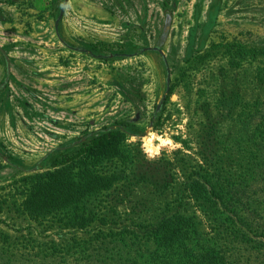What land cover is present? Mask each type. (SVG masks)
<instances>
[{
    "label": "rangeland",
    "instance_id": "obj_1",
    "mask_svg": "<svg viewBox=\"0 0 264 264\" xmlns=\"http://www.w3.org/2000/svg\"><path fill=\"white\" fill-rule=\"evenodd\" d=\"M46 9L47 0H0V46L7 54L12 55L13 48L7 36H52L51 25L37 24L38 15ZM166 25L163 52L171 81L162 114L149 135H145L143 122L141 137L125 139L118 158L97 164L99 171L118 173L121 179L76 210L64 209L43 219H33L24 211L22 203L38 174L30 171L31 166L45 150L40 139L15 136L10 126L21 115L40 118L42 114L22 97L19 88L14 89L12 102L0 99L2 155L18 167L0 161V260L29 264V252L39 264H56L54 259L63 262L61 256L70 249L68 264H85L80 251L92 243L98 246L95 236L114 233L152 249L144 234L147 227L159 217L184 210L196 216L202 235L215 234L199 209L186 205L182 191L189 175L202 165L206 144L219 151L229 168H244L242 150L247 146L241 142L238 147L234 120L239 114L246 116L249 104H264V0H68L59 30L72 44L78 43L79 36H87L133 52L156 45ZM43 39L48 43L41 45L35 60L49 64L53 62L49 54L54 49L52 39ZM254 50L258 52L255 58ZM28 57L27 53L10 57L13 67L17 66L15 75L31 64ZM2 60L0 56V79ZM132 60L113 89L126 100L139 101L149 112L148 120L152 106L145 103L149 95L156 103L163 95L164 68L154 53ZM237 100L244 108L247 105L246 110L240 112V106L230 109ZM16 148L23 150L16 152ZM76 215L93 217V221L77 228L70 221ZM50 248H55L54 256L42 257L44 249ZM36 252L40 256L35 257ZM236 253L239 261L256 258L245 250ZM90 254L95 258L96 253L88 249L85 258Z\"/></svg>",
    "mask_w": 264,
    "mask_h": 264
},
{
    "label": "trees",
    "instance_id": "obj_2",
    "mask_svg": "<svg viewBox=\"0 0 264 264\" xmlns=\"http://www.w3.org/2000/svg\"><path fill=\"white\" fill-rule=\"evenodd\" d=\"M253 53V58L258 56L257 50ZM246 107L237 100L230 109L239 108L243 112ZM248 107L245 117L239 114L234 120L238 126L236 143L239 148L241 142L247 146L242 150L246 154L244 168H229L219 151L206 144L202 165L189 175L182 191L188 199L186 205L194 204L199 209L214 227V235H202L196 216L184 210L159 217L147 227L144 234L152 249L126 241L115 233L109 237L95 236L99 245L92 243L80 251L85 264L96 256L92 264H264V104L254 102ZM129 133V123L120 122L86 138L80 143L79 156L72 160L84 162L80 165H71L67 159L61 162L60 156L52 155L50 167L34 176L22 203L24 211L33 219H43L64 209L76 210L90 197L110 190L121 179L118 173L107 174L96 167L121 155L120 144ZM70 221L83 228L93 217L76 215ZM87 249L96 253L95 258L91 259L92 254L85 258ZM237 249L255 254V260L239 261ZM44 250L42 257L54 256L55 248ZM68 253L72 254V250L63 253L60 258L63 262L57 263L55 259L54 262L68 264ZM26 256L30 258L29 264H39L29 252ZM0 264L16 262L3 259Z\"/></svg>",
    "mask_w": 264,
    "mask_h": 264
},
{
    "label": "flooded vegetation",
    "instance_id": "obj_3",
    "mask_svg": "<svg viewBox=\"0 0 264 264\" xmlns=\"http://www.w3.org/2000/svg\"><path fill=\"white\" fill-rule=\"evenodd\" d=\"M67 2L68 0H47L46 12L38 15L40 22L37 21V24L46 23L47 27L51 25L52 36H7L13 47L12 55L7 54L6 50L0 46V56L3 59L0 99L3 97L12 102L13 96L16 95L14 89L19 88L22 97L28 98L29 103L42 114L40 118L21 115L17 118V122L10 126V133L15 136L41 140L40 145L45 151L31 166L30 171L35 173H43L50 167L49 159L52 155L60 156L61 162L64 159L72 162L79 156L80 143L100 130L118 126L120 122L129 123L131 133L128 134V138L142 136L140 126L143 122H146L145 127H147L145 135H149L162 114L170 89V72L163 52L167 25L156 45L136 48L133 52H129L120 44L102 40L95 42L87 36H79L78 43L72 44L61 35L59 30ZM167 21H169L168 16ZM45 37L52 39L51 45L54 48L49 52L53 57V62L49 64L47 61L35 60L39 58L41 45L48 43L43 39ZM24 47L27 49L26 52ZM19 49H22L24 53L19 52ZM146 52L160 57L165 72V88L159 102L163 97L164 99L160 109L157 111L159 102L156 103L151 95L145 103L146 106H152L148 120L145 115L149 112L139 105V101L126 100L113 89L115 83H121L124 77L123 72L128 68L127 65H131L132 59ZM26 53L29 56L28 63L31 62L30 67H21L22 73L15 75L13 71L17 69V66L13 67V60L10 57L26 55ZM70 94L76 96L79 102L90 103V108L85 115L79 105L75 107L65 105L68 99L72 98ZM143 99L145 102L144 96ZM2 149L4 150L0 147V161L13 165L10 157L2 155ZM22 150L15 149L16 152Z\"/></svg>",
    "mask_w": 264,
    "mask_h": 264
},
{
    "label": "crops",
    "instance_id": "obj_4",
    "mask_svg": "<svg viewBox=\"0 0 264 264\" xmlns=\"http://www.w3.org/2000/svg\"><path fill=\"white\" fill-rule=\"evenodd\" d=\"M74 79H77V77H74ZM75 83L76 82H74V84ZM75 87H76V85H75ZM74 89H76V88H74ZM81 89H83V87H81ZM70 95L72 96V98L68 99L69 101H67L65 105L67 107H75L76 105H79L81 107V109H83L82 113L85 115V113L90 108V103L87 101L79 102V100L76 98V96H73L72 94H70Z\"/></svg>",
    "mask_w": 264,
    "mask_h": 264
},
{
    "label": "water",
    "instance_id": "obj_5",
    "mask_svg": "<svg viewBox=\"0 0 264 264\" xmlns=\"http://www.w3.org/2000/svg\"><path fill=\"white\" fill-rule=\"evenodd\" d=\"M168 82H169V80H168V78H167V85H168ZM164 99V97L162 98V100ZM162 100H161V102H159V104H158V106H157V111L160 109V107H161V104H162Z\"/></svg>",
    "mask_w": 264,
    "mask_h": 264
},
{
    "label": "bare ground",
    "instance_id": "obj_6",
    "mask_svg": "<svg viewBox=\"0 0 264 264\" xmlns=\"http://www.w3.org/2000/svg\"><path fill=\"white\" fill-rule=\"evenodd\" d=\"M147 145H148V148H150V147H152V145H151V141L149 140V141H147V143H146Z\"/></svg>",
    "mask_w": 264,
    "mask_h": 264
}]
</instances>
